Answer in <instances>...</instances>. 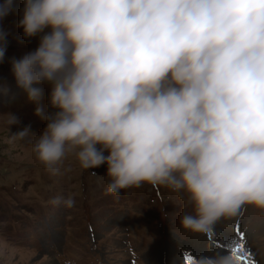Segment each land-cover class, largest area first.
Returning <instances> with one entry per match:
<instances>
[{"label": "clouds", "instance_id": "obj_1", "mask_svg": "<svg viewBox=\"0 0 264 264\" xmlns=\"http://www.w3.org/2000/svg\"><path fill=\"white\" fill-rule=\"evenodd\" d=\"M11 8L0 3V20ZM17 27L38 42L10 71L29 101L48 85V111L35 109L39 134L12 132L18 118L3 115L9 142L29 140L50 176L71 153L83 169L106 166V195L163 185L193 234L248 206L264 213V0H23ZM206 248L192 264H234Z\"/></svg>", "mask_w": 264, "mask_h": 264}, {"label": "rangeland", "instance_id": "obj_2", "mask_svg": "<svg viewBox=\"0 0 264 264\" xmlns=\"http://www.w3.org/2000/svg\"><path fill=\"white\" fill-rule=\"evenodd\" d=\"M22 6L23 0H12L10 13L0 20L7 40L0 85L16 93L14 99L0 95V264H63L65 258L75 264H186L211 254L207 243L212 251L230 252L241 244L234 264H264V213L258 209L248 206L235 217L221 218L207 235L189 233L177 223L181 202L163 185L142 183L106 195L105 165L83 169L69 153L64 162L69 171L50 176L29 140L9 142L3 113L18 118L12 132L30 126L39 134L46 122L35 109L48 111V85H39L44 89L39 101H29L10 71L8 58L21 57L38 42L24 38L17 27ZM57 196H71L73 206L53 204ZM238 227L244 232L240 240L234 233Z\"/></svg>", "mask_w": 264, "mask_h": 264}, {"label": "bare ground", "instance_id": "obj_3", "mask_svg": "<svg viewBox=\"0 0 264 264\" xmlns=\"http://www.w3.org/2000/svg\"><path fill=\"white\" fill-rule=\"evenodd\" d=\"M222 230H223V229H222ZM224 231H225V230H224ZM230 233H231V232H230ZM226 239H227V236L224 237V241H225ZM259 255H260V258L263 259L262 254L260 253ZM176 256H177V255H176ZM176 256H174V257H176ZM181 256H182V254H181ZM168 258H169V257H168ZM168 258H167V259H168ZM184 259H185V258H184ZM185 261H186V260H185ZM177 264H178V263H177ZM179 264H180V263H179ZM186 264H192V260H191V259H188V260L186 261Z\"/></svg>", "mask_w": 264, "mask_h": 264}]
</instances>
